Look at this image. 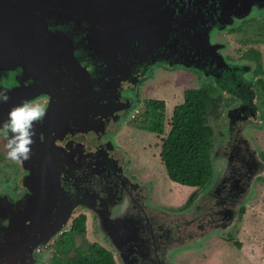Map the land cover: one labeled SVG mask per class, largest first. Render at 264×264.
Here are the masks:
<instances>
[{"label": "water", "instance_id": "1", "mask_svg": "<svg viewBox=\"0 0 264 264\" xmlns=\"http://www.w3.org/2000/svg\"><path fill=\"white\" fill-rule=\"evenodd\" d=\"M262 15L264 0H0V90L9 97L0 121L22 101L51 96L48 87L60 91L33 122L30 156L20 160L29 194L0 196V264H24L71 216L69 206L53 219L60 132L94 129L96 105L124 82L137 87L141 69L184 68L240 93L241 64L227 61L215 36ZM212 170V178L220 173Z\"/></svg>", "mask_w": 264, "mask_h": 264}, {"label": "flooded vegetation", "instance_id": "2", "mask_svg": "<svg viewBox=\"0 0 264 264\" xmlns=\"http://www.w3.org/2000/svg\"><path fill=\"white\" fill-rule=\"evenodd\" d=\"M255 19L256 22L252 23L257 24L261 17ZM231 30L216 35L215 41L219 43L218 51L225 54L230 64H241L238 70L246 81L240 93L236 94L237 88L232 87L233 93L227 94L217 87L214 79L198 72V77L195 75L201 84L212 82L218 89L216 96L219 98L216 112L219 119L215 121L213 117L216 140L210 158L221 164L223 181L207 193L205 189L201 190L204 193L201 203L206 204L205 214H197L198 203L189 207L201 194L187 207L176 210L159 195L160 182L157 179L155 181L144 174L138 176L131 171L134 159L124 145L126 138L123 141L118 139L125 124L133 120L131 113L141 104L142 86L158 70H149L148 75L143 76L141 69L137 73L138 87L124 82L115 93L117 96H110L96 105L97 108L90 113L94 129L62 131L55 137L60 163L57 180L60 202L53 210V219L57 217L55 212L69 206L71 216L54 237L66 231L69 224L71 228L73 221L82 219L86 233L78 236L81 243L84 245L90 241L89 245L104 246L111 252L114 264H186L188 258L199 264L207 261L208 257L202 255H206L216 230L225 233L240 227L235 219L240 218L239 202L246 196L242 193L249 191L252 183L264 174V154L258 149L252 152L249 142L240 137L242 128H238L250 120L260 122L264 127V53L260 47L252 46L245 48L239 57H234L231 48L236 35ZM258 33L264 35V29ZM253 51L260 56L259 61L245 58ZM257 64H261V70ZM165 69L167 73L175 71L169 67ZM47 90L53 94L30 103L40 104L46 110L51 99L58 104L60 91L55 87ZM0 134L6 142L5 135ZM13 162L14 171L0 174V196L10 194L12 200H16L28 193L24 184L28 173L20 160ZM37 184L39 190L41 183ZM163 192L165 194V186ZM213 199L215 203L209 205ZM60 237H52L24 264H42L45 259L42 248L57 242Z\"/></svg>", "mask_w": 264, "mask_h": 264}, {"label": "rangeland", "instance_id": "3", "mask_svg": "<svg viewBox=\"0 0 264 264\" xmlns=\"http://www.w3.org/2000/svg\"><path fill=\"white\" fill-rule=\"evenodd\" d=\"M250 20L252 18L247 20L243 30L235 32V41L232 43L231 48V54L234 57H239L245 48L252 46L260 47L264 53V35L258 33L259 30H263L260 27L262 19L257 24L252 23L254 21ZM163 68L165 69L163 65L155 68L156 70L158 69L157 73L142 86L140 93L141 104L131 113L133 120L125 124L123 133L118 141H123L126 138L127 142L123 144L134 159V169L133 167L131 169L132 173L138 176L144 174L155 181L157 179L160 182L159 195H162V198L168 200L174 208H177L176 210H179V207L181 208L186 204L194 189L177 183L174 184L170 181L162 164L160 154L163 139L171 129L173 110L177 105L184 102L185 86L176 84L177 78L183 72L182 69L177 68L174 72L167 73ZM191 80L196 85L200 84L195 75L191 76ZM152 99L165 101L166 104L164 115L165 133L162 135L150 133L139 127L143 118L142 114L146 110L145 102ZM257 143L259 145L258 150L261 152L262 149L264 152V141L260 143L257 141L255 146H257ZM5 144L6 142L0 134V174L11 172V170L14 171L11 167L14 160L6 157L7 149ZM222 174L223 172L216 173L208 188L204 191L217 187L223 181ZM164 186L165 194H169L167 195L169 199L164 196ZM195 192L197 196L201 194L198 197V201L200 200L201 204V197H204V193L201 189H197ZM245 195V198H241L238 207V210H241V208L245 210L244 214L241 215L240 213L241 219L238 217L235 219L236 225L240 224V227L237 230L225 233L217 232L218 230H216V233L212 234V237L214 236L215 238H213L211 244H208L206 255H202L203 257H208V259L206 262H200L199 264H264V174L252 183L249 193ZM213 203H215L214 199ZM204 213L203 206L197 214L203 216ZM76 240L77 245L84 248L90 244V241H88V245H83L79 237ZM57 243L53 241L42 248L41 252L45 254L42 264L55 263L56 256H58L56 253ZM237 243L241 244V249L236 246ZM186 264H198V262L195 263L194 259L188 258Z\"/></svg>", "mask_w": 264, "mask_h": 264}, {"label": "trees", "instance_id": "4", "mask_svg": "<svg viewBox=\"0 0 264 264\" xmlns=\"http://www.w3.org/2000/svg\"><path fill=\"white\" fill-rule=\"evenodd\" d=\"M261 19L260 27L264 29V17ZM245 24L247 21L231 31H241ZM245 58L260 60L255 51L246 54ZM257 65L261 70V64ZM182 71L176 84L185 86L184 102L173 110L171 129L163 139L160 156L170 181L190 188H204L212 178L210 157L214 150L216 134L211 119L214 116L215 119L219 117L216 114L218 89L212 82H199L200 84L196 85L191 76L197 74L189 70ZM145 105L146 110L142 114L139 127L150 133L164 134L165 101L147 100ZM195 197L196 194H193L184 206L190 205ZM244 211L241 208V215ZM81 220L73 221L72 227L70 228L69 224L68 229L62 233L57 243L58 256L54 264H114L111 252L104 246L86 243L88 246L84 248L77 245L76 238L86 233V225ZM237 246L241 247V244L237 243Z\"/></svg>", "mask_w": 264, "mask_h": 264}, {"label": "clouds", "instance_id": "5", "mask_svg": "<svg viewBox=\"0 0 264 264\" xmlns=\"http://www.w3.org/2000/svg\"><path fill=\"white\" fill-rule=\"evenodd\" d=\"M256 17L263 18L264 15L254 16V17H252V19L256 18ZM247 20H245V21H247ZM245 21H243V22H245ZM170 69H172V68H170ZM181 69H184V68H181ZM173 70H175V69H173ZM184 70H188V69H184ZM189 71H192V70H189ZM192 72H195V71H192ZM195 74H196V72H195ZM8 99H9V97H8L7 91L6 90H0V103L7 102ZM152 100H157V99H152ZM45 115H46V109L44 106H42L40 104H32L27 100L22 101L20 104L12 107L9 110L7 119L0 121V132H3L5 135V138H6L5 147L7 149L6 157L8 159L15 161V160H27L29 158L30 153H31V145L34 143L33 138L35 135L33 122L41 120V118L44 117ZM217 116H219V115L217 114ZM218 119H219V117L217 119H214V120L217 121ZM214 120H213V118L211 119L212 124H213ZM262 120H263V125H264V117ZM238 128L239 129L242 128V133L240 134V137L246 139L249 142L251 151L253 152L254 150H257L259 145L257 143V146H255L256 142L258 141L260 143V142L264 141V127L262 125H260V122H255L253 120H250L249 122H247L244 125H239ZM261 152L264 154L262 149H261ZM213 164L216 166V170L220 171L221 164L217 161L215 162V160H214V162H212V166H213ZM212 176H213V170H212ZM211 180H212V178H211ZM172 183H174V182H172ZM209 184H208V186H209ZM208 186H206L204 188L191 187L192 189H194L191 196L193 194H196V197H197V193L195 191H197V189H201V190L205 189L206 190L208 188ZM209 190H207L206 193ZM247 193H249V191H247L246 193H242V194L245 195ZM189 198H188V200H189ZM201 198L203 199V197H201ZM171 200H173V199H171ZM188 200H187V202H188ZM197 203L200 204V200L198 201V199H196L195 203L189 207L195 206ZM213 204L214 203L212 202L209 205H213ZM205 205L206 204L201 203L200 207H198L199 211L204 206V210L206 212ZM239 212H240V210H239ZM239 217H241L240 214H239ZM61 235H62V233L58 234L56 237L61 236ZM56 237H53V238H56ZM239 248L241 249L242 246Z\"/></svg>", "mask_w": 264, "mask_h": 264}]
</instances>
